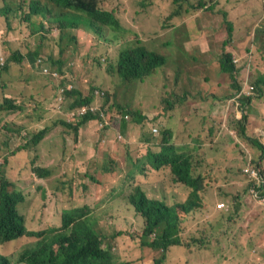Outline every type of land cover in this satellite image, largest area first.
<instances>
[{
	"label": "rangeland",
	"instance_id": "obj_1",
	"mask_svg": "<svg viewBox=\"0 0 264 264\" xmlns=\"http://www.w3.org/2000/svg\"><path fill=\"white\" fill-rule=\"evenodd\" d=\"M29 3L0 0V103L6 96L21 102L15 112L0 110V175L26 195L18 208L28 225L59 226L63 211L85 208L118 264H264V179L251 193L245 175L247 168L264 175V153L239 130L245 115L247 135L264 145V93L257 96L255 87L245 112L230 97L234 83L254 85L264 76V1L101 0L100 9L121 26L98 23L101 34L77 19L65 29L42 15L21 23ZM139 45L164 53L167 63L143 79L124 80L117 73L120 50ZM15 51L24 57L16 59ZM227 55L237 68L233 73L221 69ZM60 58L64 74L52 73ZM77 97L91 99L83 113L107 108L105 121L96 116L76 130L84 116L80 107L70 108ZM113 103L124 105L123 112L108 109ZM130 107L147 116L142 126L130 119ZM170 123L177 144L196 147V170L205 180L203 207L183 216L187 248L144 244L150 238L143 234L145 220L128 197L136 178L146 180L151 198L183 201L188 195L190 189L177 182L168 190L175 181L167 166L150 168L148 176L137 169L150 129L160 127L150 135L161 141V127ZM44 127L47 134L33 145V133ZM34 165L51 173L36 175ZM221 202L225 210H218ZM18 251L0 246L13 263Z\"/></svg>",
	"mask_w": 264,
	"mask_h": 264
},
{
	"label": "trees",
	"instance_id": "obj_2",
	"mask_svg": "<svg viewBox=\"0 0 264 264\" xmlns=\"http://www.w3.org/2000/svg\"><path fill=\"white\" fill-rule=\"evenodd\" d=\"M264 1V0H263ZM101 0H30L29 12L20 18L21 23H30L32 17L42 15L48 17L51 22H59V28L65 29V26L77 19L79 22H85L89 29L101 34L104 30L98 23L107 27L112 22L115 27H121L117 24L111 12L102 11L99 7ZM77 16V17H76ZM117 37L119 35H116ZM31 55V54H30ZM231 57V54H229ZM229 55L222 56L221 69L226 72L233 73L237 70L232 63ZM13 57L22 59L24 54L20 51H15ZM55 59L47 57L46 61L55 63ZM59 71L57 68L51 69L54 72L64 74L62 72L64 61L59 59ZM167 63V57L164 53L150 50L144 45L131 48L125 46L120 50V57L117 61V73L124 80L143 79L153 74L159 67ZM4 66V65H3ZM49 68L51 66L49 65ZM113 71V68L111 69ZM51 77V76H50ZM52 78V77H51ZM186 80L182 83L186 84ZM63 83V84H62ZM64 86V82H62ZM264 85V76L259 79L257 84ZM234 87L239 88L240 84L234 83ZM264 86L260 95L263 94ZM70 93L69 91L67 92ZM72 93V92H71ZM70 93V94H71ZM187 97L183 91L179 97L181 107ZM12 96L4 97L0 103L2 111H17L21 107V102L14 101ZM90 98L77 97L70 103V108H85L84 105L90 104ZM83 106V107H82ZM108 109H114L123 112V106L117 103L107 105ZM106 106V107H107ZM132 121L141 125L147 116L143 115L140 110L132 107L128 108ZM100 111H108L102 107ZM84 115L83 119L77 122L76 130L84 125L88 120L97 118L91 110L79 113ZM129 119V115H125ZM243 118L239 130L241 135L247 139L249 143H253L259 150L264 153V145L259 139L247 135ZM69 124V123H66ZM70 125V124H69ZM152 127V126H151ZM160 127L155 126L149 131V137H145L143 144L150 147L152 143L160 142V150H147L143 159L145 164H149L154 169H160L167 166L169 173L174 177V181L178 184H185L191 189L183 202L175 203L182 207L193 208V206H202L204 197L201 194L203 186L200 184V177L193 174V163L191 155L188 151H192L195 146L191 144H174L170 142V137L173 134L168 126L161 127V141L151 138L152 134L157 133L154 129ZM48 128L44 127L38 132H34L31 138L33 145L39 146L40 142L47 134ZM151 138V139H150ZM152 141V143L149 142ZM37 146V148H38ZM79 147V143L75 145ZM19 147L12 152L20 150ZM27 148V144L23 149ZM36 148V149H37ZM142 172L141 168H137ZM146 170V169H145ZM143 170V172H145ZM33 172L39 176H45L51 173L48 168H41L39 165L33 166ZM165 178V177H164ZM163 179V176L158 178ZM170 184H173L170 182ZM249 188V187H248ZM247 188V191H248ZM259 196H264V191L259 193ZM26 195L15 185L14 181L9 179L7 175H0V246L1 251H12L15 253L19 249V262L13 263L7 256L0 253V264H118L112 256L110 248L104 247V237L100 235L96 229L97 218L89 216L85 208L82 209H67L62 213V221L59 226H54L47 229L32 228L26 222L25 216L19 211V204L24 202ZM129 202L145 220L143 234L151 236L148 240H143L144 244L158 248L161 245L181 244L182 217L177 210L157 199L149 198L142 187L137 185L134 192L129 194ZM123 231H118L117 235H121ZM157 238L163 239L159 241ZM14 242V243H13ZM12 243V244H10ZM167 255L159 261H164Z\"/></svg>",
	"mask_w": 264,
	"mask_h": 264
},
{
	"label": "clouds",
	"instance_id": "obj_3",
	"mask_svg": "<svg viewBox=\"0 0 264 264\" xmlns=\"http://www.w3.org/2000/svg\"><path fill=\"white\" fill-rule=\"evenodd\" d=\"M55 70V69H54ZM261 77H258L257 79H256V81L254 82V85L253 84H251L249 81L246 83V84H243L242 86L240 85V87L239 88H234L235 90H234V93L230 96V97H232L233 98V101L232 102H235V103H237V106H242L241 107V110L240 111H242V112H245V110H244V107L246 106V105H248L249 104V102H251L250 100H251V98H252V94H254V92H255V87H256V89H257V91H258V93L256 94L257 96H261L260 95V93H261V91H262V88H263V84L262 83H260L259 85L257 84V82L259 81V79H260ZM263 93H264V91H263ZM263 95V94H262ZM84 108H81V109H79V113H82V110H83ZM86 112V111H85ZM92 112L94 113V114H97V117L101 120V121H105V119H104V116H105V114H109V112L108 111H100V110H98V111H94V110H92ZM246 116L244 115L243 116V118H245ZM125 119H128L126 116H125ZM109 124H106V127L108 126ZM169 129H170V132L173 134V136L172 137H170V142H173L174 144H177L176 142H175V130H174V128H173V126H172V124L170 123V126H169ZM154 131L157 133V134H159L160 133V131H159V128H156V129H154ZM240 135H241V133H240ZM242 136V135H241ZM243 137V136H242ZM246 141H247V139L245 138V137H243ZM143 142V141H142ZM248 142V141H247ZM143 143H141V145H142ZM24 145H26V144H24ZM24 145H20V146H18L17 148H19V147H22L21 149H23V147H24ZM143 145H145V144H143ZM142 145V146H143ZM16 148V149H17ZM160 148H161V146L159 145V144H155V143H152L151 145H150V147H147L146 146V151L143 153V155H141L139 158H138V162H139V164H138V166H137V168H141L142 169V174H144L145 173V176H148L149 175V173L151 172V169H153L154 170V168H152L149 164H145V162H143V159H144V157H145V155H146V153H147V150L148 149H151V150H153V151H159L160 150ZM24 149H26V148H24ZM195 149H196V147H195ZM13 150H15V149H13ZM12 150V151H13ZM189 153H190V155H191V161H192V163H193V174L195 175V176H199L200 177V184L203 186V190L201 191V194L203 195V191L205 190V180H204V177L203 176H201L200 175V172H198L197 170H196V164H195V155H194V151L192 150V151H188ZM39 167H41V168H44V167H42V166H39ZM163 167H165V166H163ZM162 167V168H163ZM151 168V169H150ZM146 169V170H145ZM161 169V168H160ZM160 169H155V171L156 170H160ZM143 170H145V172H143ZM168 170V169H167ZM168 172H169V170H168ZM245 175L248 177V178H250L251 179V181H252V183L251 184H249L248 186H247V188H248V192H253L258 186H259V184H258V179H260V177L261 178H264V175H263V173L262 172H260V171H258V168H257V170L255 169V168H247L246 170H245ZM171 176H172V174H171ZM257 177V178H256ZM134 181V180H133ZM146 180L144 179V178H140V179H138V178H136V181H134V183H135V187L137 186V185H139V186H141L142 187V189H143V191L145 192V194L148 196V194L146 193V191H145V189H144V185L145 184H147L146 182H145ZM162 181V179H157V183L158 182H161ZM144 184H143V183ZM175 184H170L169 183V187H168V190H170L171 189V187H173ZM183 185H185V184H183ZM186 187H188L189 189H191L189 186H187V185H185ZM261 186V185H260ZM167 190V191H168ZM131 193V192H130ZM129 193V194H130ZM177 193V191L176 190H174V194H176ZM189 194V193H188ZM173 196H176V195H173ZM128 197H129V195H128ZM149 197V196H148ZM169 197V202H166V201H162V200H158V201H161V202H164V203H166L167 205H169V206H172V207H174L176 210H177V212H178V214L180 215L181 214V217H182V225H183V216L185 215H188V214H191V213H193V212H195V211H198L199 209H201L202 207H203V205L202 206H193V208H191V209H188L189 207H182L181 205H175V203H179V202H183V201H185L186 200V198L183 200V201H177V200H175L174 199V197H173V199L171 200V197L170 196H168ZM187 197V196H186ZM149 198H151V197H149ZM153 199H156V198H153ZM131 204V203H130ZM132 205V204H131ZM218 207V210H225L227 207H226V205H225V203L224 202H221V203H218V205H217ZM26 222H27V219H26ZM182 229H183V227H182ZM181 233H182V230H181ZM150 238H151V236H150ZM180 238H181V244H174V245H170V246H168V247H171V246H184V247H186L187 248V245H185V242H184V239H183V237H182V235H180ZM158 239V238H157ZM159 241H163V239H158Z\"/></svg>",
	"mask_w": 264,
	"mask_h": 264
},
{
	"label": "built area",
	"instance_id": "obj_4",
	"mask_svg": "<svg viewBox=\"0 0 264 264\" xmlns=\"http://www.w3.org/2000/svg\"><path fill=\"white\" fill-rule=\"evenodd\" d=\"M262 179H264V178H262ZM263 182H264V180H263Z\"/></svg>",
	"mask_w": 264,
	"mask_h": 264
}]
</instances>
